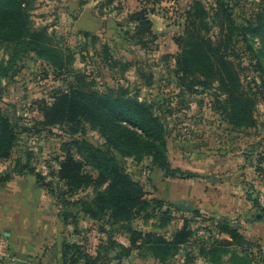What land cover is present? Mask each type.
<instances>
[{
  "label": "rangeland",
  "instance_id": "1",
  "mask_svg": "<svg viewBox=\"0 0 264 264\" xmlns=\"http://www.w3.org/2000/svg\"><path fill=\"white\" fill-rule=\"evenodd\" d=\"M193 1H199L210 14L206 20L208 34L213 37L220 35L222 25L226 33L227 25L213 15L219 2L231 8L232 20L240 28L260 12V6L264 4V0H169L158 4L144 0H33L32 27L45 28L51 44L72 54V72L56 71L34 52L14 58L18 47L0 41V110L8 117L14 115L17 124L27 128L20 132L10 156L0 160V175H32L19 174L20 167L26 162L41 175V182L49 184L51 192L37 185L52 198L55 217L62 223L64 214L69 218L70 224L63 223L68 233L63 244H77L95 256L100 248L107 246L109 238L128 245L129 229L170 238L185 220L191 229L203 231L201 235L198 231L200 238L195 237L166 263L137 250L118 262L112 259L116 253L112 250L107 254V264H204L198 248L202 243H208V233L202 226L212 227L216 222L228 221L210 213L196 217L193 215L195 210L200 212L201 205L202 210H206L216 194L224 203L231 201L239 206L245 199L259 206L257 209L264 207V98L260 93L262 89L257 88L264 76V42L258 35L249 33L246 34L247 41L237 33L232 37L238 40L236 50L240 55L229 57V60L237 67L241 85L254 99L252 114L255 121L250 128H235L214 109L215 83L212 88L200 87L195 92L176 82L175 56L179 49L174 39L182 32L186 11ZM141 9L146 10L155 35L152 41L147 34L141 35V40L147 41L146 45L138 43L136 24L128 22V15ZM107 54L117 63L110 64ZM257 63H261L262 69ZM76 71L86 74L87 80L94 82V89L102 94L128 96L152 104L163 124L169 173L154 166L151 155L143 154L141 158L116 155L122 168L142 185L145 198L151 201L147 211L130 223L110 226L104 219L92 220L86 216L73 202L88 200L93 195L91 188L62 195L71 205H63L53 194V191L57 194L67 192L57 171L70 142L85 140L103 151L108 150L104 137L88 122L75 134L65 125H41V109L53 102L60 91L68 90ZM143 72L153 75L151 84L145 83L147 76L141 77ZM219 98L223 101L225 96ZM237 168L238 174H233ZM214 169L221 172L216 178L222 187L213 194L207 189L212 183ZM92 174L96 175V172L92 171ZM189 187L194 189L190 190L194 194L192 199L188 196ZM181 195L191 199L187 204L195 207L193 211H172L170 203ZM155 200H162V205L158 206ZM166 210L172 214H169L171 220L164 223L160 217ZM221 257L224 263L225 260L229 263L230 254ZM30 260L34 264L41 261L39 257ZM61 260L60 264H69L64 263L62 255ZM251 264L261 262L255 259Z\"/></svg>",
  "mask_w": 264,
  "mask_h": 264
},
{
  "label": "trees",
  "instance_id": "2",
  "mask_svg": "<svg viewBox=\"0 0 264 264\" xmlns=\"http://www.w3.org/2000/svg\"><path fill=\"white\" fill-rule=\"evenodd\" d=\"M144 1L158 4L169 0ZM260 7L261 11L257 12L255 17L246 20L245 25L240 28L232 20L231 8L219 2L213 15L227 25L226 33L224 34L222 25L220 35L213 37L208 34L209 25L206 20L210 14L199 1H193L186 11L183 30L174 39L179 49L175 56L177 84L188 91L197 92L198 88H212L215 83L217 94L214 97V109L235 128H250L255 121L252 114L254 99L241 85L237 67L229 60V57L237 58L240 55L236 50L238 40L232 37L237 33L247 41L246 34L249 33L258 35L264 42V4ZM32 9L33 0H0V41L18 47L13 54L14 58L20 54L34 52L39 58L53 65L56 71L72 72V54L51 44V38L45 28L32 27L30 19ZM128 22L136 24L134 29L139 44L147 43L141 40L142 34H147L151 41L155 39L146 10L130 13ZM103 50L107 53L106 46ZM106 59L110 64L117 63L109 54L106 55ZM257 65L262 69L261 63ZM85 75L74 72L68 90L60 91L53 102L43 106L41 125L44 127L65 125L72 134H75L83 130L84 123L88 122L104 137L108 150L103 151L85 140L70 142L57 171V177L67 192L57 194L53 191V194L63 205H71L70 202L63 200L62 195L75 194L78 190L91 188L93 195L88 200L79 199L73 202L81 207L86 216L92 220L104 219L110 226L130 223L147 211L151 201L145 198L146 192L142 185L122 168L116 155L122 158L151 155L153 165L169 173L171 168L165 155L164 127L152 104L128 96L114 97L102 94L94 89V82L88 81ZM145 76H147L145 83L151 84L153 75L141 73V77ZM260 80L257 88L259 91L262 89L260 93L264 98V76ZM220 95L225 96L223 101L220 100ZM26 129L17 124L14 115L8 117L0 110V160L10 156L20 132ZM71 148H75L76 151L73 152ZM92 171H95L96 175H93ZM22 172L34 174L39 186L51 190L49 184L41 182V175L36 173L28 162L20 167L19 174ZM11 176L0 175V184H4ZM154 202L158 206L162 205V200ZM253 206L259 208L254 202ZM170 208L173 212L179 213L173 207ZM260 211L263 213L264 207H261ZM170 213L172 214L170 210L164 211L160 219L167 223L171 220ZM193 215L199 217L201 213L195 210ZM61 220L64 224H70L67 214H64ZM202 227L208 233V243L199 246L198 255L204 258L205 264H224L221 257L223 254H230L233 264H239V261L251 264L256 256L259 257L258 261L264 264V252L258 250L254 258L248 251L249 242L244 240L238 229L230 222H216L215 226ZM199 230L200 228L196 231L191 229L185 220L170 238L152 232L129 229L128 245L109 238L107 246L100 248L101 250L93 256L83 251L77 244L65 243L61 255L64 263L69 264H107V254L112 250L116 251L112 259L118 262L129 258L137 250L141 254L147 252L157 261L166 263L178 255L183 246L195 237L200 238ZM215 234L227 235L228 239L217 238Z\"/></svg>",
  "mask_w": 264,
  "mask_h": 264
},
{
  "label": "crops",
  "instance_id": "3",
  "mask_svg": "<svg viewBox=\"0 0 264 264\" xmlns=\"http://www.w3.org/2000/svg\"><path fill=\"white\" fill-rule=\"evenodd\" d=\"M235 172L233 174L237 175L238 168ZM220 174L219 170H213L212 183L207 189L210 193H217L219 187H222L216 178ZM188 185L192 184L188 182ZM190 190L194 189L189 187L188 196L191 198L194 194ZM190 198L181 195L172 201L187 203L192 199ZM223 201L216 194L207 204L206 210H202V205L200 206V213H210L215 218L222 216L223 220L234 225L244 240L249 242L248 251L254 258L258 250L264 252V212L254 207L249 200L243 199L239 206L235 202ZM257 213H262L263 218L256 219ZM0 235H5L9 240L11 252L16 258L12 264H34L30 259L37 257L41 260L40 264L62 262V244L64 237H68L67 226L55 217L52 198L37 185L34 176L12 175L8 181L0 184ZM215 237L228 239L224 234H215ZM258 258L256 256V260ZM228 262L225 260L224 264H233L231 260Z\"/></svg>",
  "mask_w": 264,
  "mask_h": 264
},
{
  "label": "built area",
  "instance_id": "4",
  "mask_svg": "<svg viewBox=\"0 0 264 264\" xmlns=\"http://www.w3.org/2000/svg\"><path fill=\"white\" fill-rule=\"evenodd\" d=\"M263 200L261 201V204ZM200 235L203 231H199ZM15 256L11 252L9 240L5 235H0V263H14Z\"/></svg>",
  "mask_w": 264,
  "mask_h": 264
},
{
  "label": "water",
  "instance_id": "5",
  "mask_svg": "<svg viewBox=\"0 0 264 264\" xmlns=\"http://www.w3.org/2000/svg\"><path fill=\"white\" fill-rule=\"evenodd\" d=\"M176 210L181 211V212H191L195 209V207L191 204H187L185 202H171L170 203ZM256 219H262L263 214L262 213H257L255 215Z\"/></svg>",
  "mask_w": 264,
  "mask_h": 264
}]
</instances>
